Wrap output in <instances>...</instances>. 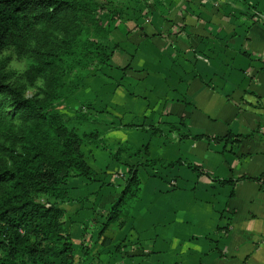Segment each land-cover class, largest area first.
<instances>
[{
    "label": "crops",
    "instance_id": "1",
    "mask_svg": "<svg viewBox=\"0 0 264 264\" xmlns=\"http://www.w3.org/2000/svg\"><path fill=\"white\" fill-rule=\"evenodd\" d=\"M111 41L110 74L67 99L89 102L106 141L85 145L95 179L72 177L62 203L78 263L264 264V0H126ZM135 163L140 197L104 246L98 212Z\"/></svg>",
    "mask_w": 264,
    "mask_h": 264
},
{
    "label": "trees",
    "instance_id": "2",
    "mask_svg": "<svg viewBox=\"0 0 264 264\" xmlns=\"http://www.w3.org/2000/svg\"><path fill=\"white\" fill-rule=\"evenodd\" d=\"M125 8V0H0V51L10 43L26 49L34 40L24 73L31 81L42 76L45 82L25 99L23 87L0 72V264H80L62 203L74 200L68 186L72 177L95 179L85 145L105 144V128L80 132L57 104L71 97L93 68L107 74L112 69L116 45L111 32L124 21ZM103 12L110 14L112 24L105 22ZM89 106L88 102L79 109L89 112ZM82 117L75 116L79 121ZM115 146L119 159L123 148ZM141 152L148 153V144L133 151ZM156 161L147 158L143 163ZM138 165H129L120 195L106 211L98 212L104 216L99 232L104 246L110 243L104 235L108 226L126 223L140 197ZM263 177L264 173L253 178ZM84 242L83 237L80 248L87 254Z\"/></svg>",
    "mask_w": 264,
    "mask_h": 264
},
{
    "label": "rangeland",
    "instance_id": "3",
    "mask_svg": "<svg viewBox=\"0 0 264 264\" xmlns=\"http://www.w3.org/2000/svg\"><path fill=\"white\" fill-rule=\"evenodd\" d=\"M101 1H107V0H101ZM126 2V0H125ZM110 14L108 12H103V19L105 20L106 23L108 24H112V22L110 21L109 18ZM34 43V40H32L30 42V44L28 45V48L24 49V47H19L17 45H15L14 43H10L8 45H6L1 51H0V72L2 73H7L8 75V79L14 83V84H20L23 87V90L25 92V90L30 91V95H32L33 93L39 91L42 87L38 86L36 84V80L38 78H43L42 76H38L36 77L34 80H29L27 79V77L25 76V73L19 74L15 71H8L7 70V65L9 64V62L11 61V59L13 58L12 55L10 56H3V52L5 49H11L13 52V55H17L19 57H24L27 56L30 58L31 60V54L30 51L28 50L31 45ZM116 49V50H115ZM114 49V53H119L120 51H118L119 49L115 48ZM31 63V62H30ZM95 70V68H93L91 70V72ZM109 74H110V69H109ZM44 80V78H43ZM131 87V85H129ZM127 90L128 89H132V88H127L125 87ZM123 89V87L121 88ZM68 99V98H67ZM67 99L61 101L60 103L57 104V106L64 112L67 113V117L71 119V125H75L78 126V129L80 132L83 131H89L92 129H97L98 131H101L104 129V127L102 128V123L96 121L98 120L92 113L90 112H84L82 109L80 110L79 108H81L82 105H71L69 104V102H67ZM81 111V112H80ZM76 115H84V117H82V120L79 121L78 119L75 118ZM1 161V159H0ZM66 219V218H65ZM67 221V220H66ZM78 257V255H77ZM81 257V256H80Z\"/></svg>",
    "mask_w": 264,
    "mask_h": 264
},
{
    "label": "clouds",
    "instance_id": "4",
    "mask_svg": "<svg viewBox=\"0 0 264 264\" xmlns=\"http://www.w3.org/2000/svg\"><path fill=\"white\" fill-rule=\"evenodd\" d=\"M12 55L13 58L11 59V61L9 62V64L7 65V70L8 71H15L19 74L24 73L25 71H27L28 66L31 62L30 58L27 56L24 57H19L17 55H13V52L11 49H5L3 52V56L7 57ZM36 84L40 87H44V80L43 78H38L36 80ZM24 98L25 99H30V91L25 90L24 92Z\"/></svg>",
    "mask_w": 264,
    "mask_h": 264
}]
</instances>
